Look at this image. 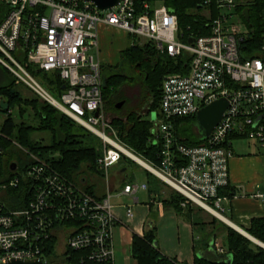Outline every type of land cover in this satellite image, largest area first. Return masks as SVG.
<instances>
[{
  "label": "built area",
  "instance_id": "obj_1",
  "mask_svg": "<svg viewBox=\"0 0 264 264\" xmlns=\"http://www.w3.org/2000/svg\"><path fill=\"white\" fill-rule=\"evenodd\" d=\"M248 1L215 0L217 14L200 32L184 40L176 14L163 4L152 7L147 1L122 0L114 9L101 12L83 0H0L9 7L0 22V64L15 76L16 83L100 138L97 167L108 186L102 197L90 194L32 155L35 163L0 184V263L40 259L49 264H116L114 233L119 218L114 212L109 170L124 157L140 163L181 194L183 205L204 207L227 222L231 135L254 139L264 154V43L256 56L245 57L240 49L249 27L237 7ZM101 26L144 38L160 54L188 56L186 71L164 77L158 117L151 119L159 162L145 160L130 148L105 110ZM31 68L58 76L63 83L59 99L37 80ZM220 98H226L229 106L205 142L187 145L179 140L174 119L194 117ZM12 111L9 105L6 116ZM0 136L5 137L1 132ZM3 153L0 146V155ZM22 179L31 182V195L24 198L20 209L10 208L3 200L4 192L18 187ZM148 188L146 183H128L118 194L138 203L137 193ZM255 196L264 200V187ZM156 204L163 209L162 199ZM125 214L133 218L134 205H126ZM213 246L219 254L227 253L218 238L213 239Z\"/></svg>",
  "mask_w": 264,
  "mask_h": 264
},
{
  "label": "trees",
  "instance_id": "obj_2",
  "mask_svg": "<svg viewBox=\"0 0 264 264\" xmlns=\"http://www.w3.org/2000/svg\"><path fill=\"white\" fill-rule=\"evenodd\" d=\"M143 1L150 3V0H138L140 4ZM248 5H238L237 12L242 21L249 27V34L244 36L240 43V49L243 55L256 56L258 49L264 43V0H249ZM170 12L176 14L178 18L179 33L181 39H187L192 34H197L204 28L207 22L217 14L215 0H162ZM9 10L8 5L0 2V22L4 19ZM121 56L128 66L133 64L135 75L130 77L135 83L138 91L132 94L122 87L126 84L128 76L122 73V70L109 69L103 67V92L106 108H112V98L121 97L124 104L121 108L115 109L120 115L113 119V124L118 130L121 139L134 149L146 160L159 162V147L152 140L153 122L141 114L143 106L149 109V112L160 110V100L162 94V82L166 75L181 73L187 70L186 60L188 56L182 54L178 57H171L169 54H160L150 42L145 45L131 44L127 49L121 51ZM144 67L142 72H138V67ZM0 100L7 101L10 109L18 108L21 117L28 113L33 118L32 123L26 120L16 122L12 113L8 114L0 132V146L4 148V153L0 155V184L8 182L11 178L20 172H25L28 167L35 163L33 156L42 161H46L52 168L63 174L72 182L82 186L86 178L83 173L91 171L92 173H102L97 167V159L101 155V150L90 144L85 139L87 134H93L87 131L85 127L78 124L71 117L60 111L49 102L42 100L38 95L25 97L20 90L15 87L16 78L10 79L12 74L5 67L0 65ZM35 74L40 72L38 69L31 68ZM104 71H108L104 73ZM52 75V76H49ZM47 86L59 92L62 91V81L56 74L47 73ZM130 85H134L130 83ZM139 87V88H138ZM136 102V105H132ZM117 102H115V105ZM127 105L129 107H127ZM127 107V108H126ZM113 108H115L113 106ZM30 120V119H29ZM196 122L194 117H181L174 119V130L179 140L187 145H200L206 139L202 138L197 132L189 133L187 125ZM84 130L86 133L76 131ZM37 131H50L52 142L48 145H42L31 138ZM244 135L232 134L230 139L242 138ZM16 143V144H15ZM19 144V146L17 145ZM15 145L26 150L30 158L23 162L21 157L14 152ZM16 162L18 167L12 171L10 165ZM86 168V169H85ZM156 177V176H155ZM18 187H10L4 195H11L12 199L3 200L10 208L23 207V200L31 195V182L25 179L20 180ZM83 188L94 195L92 186H83ZM151 192H160L158 188L150 185ZM229 192V187L226 188ZM168 198L162 196L163 203L170 201V206L178 216L190 221L196 227H202L205 230V238L217 235L213 228L223 226L227 231L225 248L232 258L231 264H264V247L254 243L251 239L228 225H224L217 217L209 213L211 217L209 222L205 221L204 207L188 203L182 205L185 198L178 192H174ZM167 206V205H166ZM197 206V208L195 207ZM210 228V229H208ZM209 231H208V230ZM247 233L264 243V215L255 216L251 219L249 225L244 228ZM157 238V229L154 225L147 227L143 235L133 233L130 253L137 264H188L179 262L163 254L158 246L155 245ZM215 239V238H214ZM51 244V252H54V242ZM197 245L194 244L195 257L193 264H228L225 260H214L208 257L199 256Z\"/></svg>",
  "mask_w": 264,
  "mask_h": 264
},
{
  "label": "crops",
  "instance_id": "obj_3",
  "mask_svg": "<svg viewBox=\"0 0 264 264\" xmlns=\"http://www.w3.org/2000/svg\"><path fill=\"white\" fill-rule=\"evenodd\" d=\"M233 141L234 139L231 144L233 156L229 161L231 181L229 192H227V200L225 201V206L228 208L227 212L230 214V218L226 216L227 222L222 221L224 224L232 227V229L235 227L237 229L244 230V228L249 225L253 217L264 215V200L255 196V193L263 191L264 187V154L255 140L252 143L253 145L249 144L252 145V147H250L252 150L248 152L237 151L236 148H234ZM158 180L161 182L160 179ZM144 183L148 185L149 181ZM163 184L165 185V183ZM110 187L112 191L115 190L116 187L114 181H110ZM148 187L149 188L147 190H143L145 192L147 191L149 200L147 203L145 202V206L138 205L143 203L140 202L138 193V203H135L131 197L126 195V197L131 199L132 203L124 204L122 202L118 203L117 201H113L114 212L119 218V222L115 227L114 233L116 253L118 249L124 250V252H130L133 233L143 235L147 227L154 225L157 229L155 245L158 246L163 254L170 258H174L179 262L193 264V258L195 257V244L198 248L196 253L201 257H208L214 260H228V253L221 255L213 246V239L219 238L217 235H213L209 239L205 238V230H203L202 227H196L190 221L181 218L171 207L164 205L161 210L157 206L156 200L161 199V195L159 193L163 196V190L156 187L160 190V192H151L150 185ZM114 196L119 197V194ZM153 200H155V202H153ZM130 204L134 205L133 218H129L125 214V206ZM153 208L156 209L158 216L152 218L148 222ZM204 219L209 222L211 217L207 216L206 218L204 217ZM213 229L217 234L220 233L222 235L224 243L227 233L226 229L221 225L218 228ZM223 246L225 247L224 244ZM130 257L133 259L131 253Z\"/></svg>",
  "mask_w": 264,
  "mask_h": 264
},
{
  "label": "rangeland",
  "instance_id": "obj_4",
  "mask_svg": "<svg viewBox=\"0 0 264 264\" xmlns=\"http://www.w3.org/2000/svg\"><path fill=\"white\" fill-rule=\"evenodd\" d=\"M150 4L152 5V7H160L162 5V0H150ZM235 22V21H234ZM236 23L239 25V27L242 30H245L246 27L242 24V22L236 21ZM99 45H100V58L102 60V65H104L105 68H109V69H118V70H122V73L126 74L128 76V78L126 79V84L122 87L123 89L127 90L129 93L135 94L137 93L136 91H138L136 85L138 83H135L130 77H133L135 75V70L134 68L136 67L134 64L132 66H128L127 63H125V61L123 60L122 56H121V51L127 47H129L133 42H135L138 45H145L146 44V40L144 38H136L133 35H130L124 31H120L114 28H110V27H101L99 28ZM3 68L4 66L2 64H0ZM1 68V67H0ZM145 68L144 67H138L136 70L138 72H142ZM108 71H104V73H107ZM46 75L47 73L40 71L35 73V77L37 78V80L44 85V87H46V89L50 92V94L52 96H54L55 98L59 99L60 98V94L58 91L56 90H52L47 86V81H46ZM10 79L15 78V76L13 74H9ZM49 76H52L49 74ZM130 83H133L134 85H130ZM15 87L20 90L22 92V94L25 97H32L33 95H35L31 90H29V88L25 85H23L22 83H16ZM139 88V87H138ZM43 101V99L41 100ZM115 102L120 103L123 102L124 104V100L121 99V97L118 98H112V108H106L105 106V110L111 115V117L116 118L119 117V113L117 111H115V109H119L117 108V104L115 105ZM136 105V102H134V104L132 105L133 107ZM113 106L115 108H113ZM122 107V106H121ZM120 107V108H121ZM127 107H129L127 105ZM126 107V108H127ZM14 111H12V116L16 119V122H20L21 120H26L27 122H30V124L33 121V118L30 116H28V113L26 115H24L23 117H21L18 108H14ZM149 112L148 108H145L143 106L142 112L141 114L145 115L146 113ZM6 113L0 110V129L6 119ZM158 117L157 112L156 111H152L146 118L148 119H156ZM30 119V120H29ZM188 127V131L189 133H196L198 132L199 128L196 124V122L194 123H190L189 125H187ZM77 132L79 133H86V131L84 130H78L76 129ZM33 138V140H35L36 142H39L42 145H48L52 142V134L50 131H37L34 133V135L31 137ZM85 139L88 140V142L94 146H96L97 149H100L102 152V141L100 140V138L98 136H96L95 134H87L85 136ZM254 142V140L250 137H242V138H237L234 139L233 141V145L234 148H236L237 151L239 152H248L251 151L252 149L250 147H252V143ZM252 144V145H249ZM261 149V148H260ZM262 151V150H261ZM14 152L21 157L23 162H26L30 156L27 154L26 150L21 149L19 147H17L15 145L14 148ZM143 159H145L144 157H142ZM146 160V159H145ZM86 169V168H85ZM18 173H22L20 172L18 169L16 170ZM83 176L86 178V180L83 181V183L81 184L82 187L83 186H92L94 188V195L95 196H102L105 195L107 192V182L105 180V178H103V175H101L100 173L96 172V173H92L91 171H87L85 170V173H83ZM109 176H110V181H114L115 184V190L112 191V193L114 195L118 194L122 189L123 186L128 184V183H144L149 181V185H153L155 187H158L159 189L163 190V197L168 198L171 195H174L175 191L169 187L168 185H164L163 182L161 183L151 172H148L147 170H145V167L142 166L140 163L124 157L123 160L121 162H119L118 165H115L113 167L110 168L109 170ZM6 197L7 201H10V198L12 199L11 195H5L4 198ZM138 197L140 198V202H143L141 204H138L139 206L144 205L145 206V202L147 203L148 200V194L147 191H143L140 190L138 192ZM169 199V198H168ZM13 200V199H12ZM113 201H117L122 202L124 204H129L132 203L131 199L129 197H126L125 195H119V197H113L112 198ZM164 205L170 206V201L167 200L165 203H163ZM183 205V204H182ZM185 206V205H183ZM197 208V206H195ZM209 213L208 211H205L204 213H202V215L206 218L208 216ZM211 214V213H209ZM212 215V214H211ZM225 215L230 218V214L228 212H225ZM158 216L156 209L153 208L152 213H151V217H149L148 222L154 218ZM217 219H219L217 217ZM223 224L224 222L219 219ZM225 225V224H224ZM244 231H246L244 229ZM227 232V231H226ZM227 236V233H226ZM217 237H219V241L221 243H223L224 239H222V235L219 233L217 234ZM224 238V237H223ZM226 239V238H225ZM62 246V239H60L59 241V247ZM58 253H60V251H58ZM116 264H136V262L131 259L130 257V252L126 251L124 252V250H117L116 253Z\"/></svg>",
  "mask_w": 264,
  "mask_h": 264
},
{
  "label": "water",
  "instance_id": "obj_5",
  "mask_svg": "<svg viewBox=\"0 0 264 264\" xmlns=\"http://www.w3.org/2000/svg\"><path fill=\"white\" fill-rule=\"evenodd\" d=\"M85 2H89L94 4L98 10L101 12H108L114 7L118 6L122 0H83ZM123 105V102L117 104V108H120ZM229 106V101L226 98H220L211 102L210 104L201 108L197 115H196V124L199 128L198 133L201 135L202 138L207 139L215 127L220 123L222 120V116H224L225 111ZM1 110L6 112L9 109V103L7 101H1L0 103ZM18 165L16 162H12L10 168L12 171L17 169ZM234 230L239 231L240 233L244 234L246 237L257 243L258 245H262L264 247V243L257 240L249 233L244 230L237 229L233 227ZM226 263L231 264L232 258L229 255L228 260H225ZM0 264H49L46 261L40 259H11L8 263H0Z\"/></svg>",
  "mask_w": 264,
  "mask_h": 264
},
{
  "label": "bare ground",
  "instance_id": "obj_6",
  "mask_svg": "<svg viewBox=\"0 0 264 264\" xmlns=\"http://www.w3.org/2000/svg\"><path fill=\"white\" fill-rule=\"evenodd\" d=\"M7 5V4H6Z\"/></svg>",
  "mask_w": 264,
  "mask_h": 264
}]
</instances>
